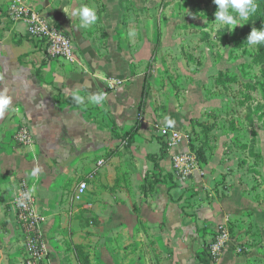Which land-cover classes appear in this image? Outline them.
<instances>
[{
  "label": "crops",
  "instance_id": "0c3cea01",
  "mask_svg": "<svg viewBox=\"0 0 264 264\" xmlns=\"http://www.w3.org/2000/svg\"><path fill=\"white\" fill-rule=\"evenodd\" d=\"M12 1L0 0V264H26L15 206L24 182L45 220L51 264H199L217 228L252 203L220 182V172L174 175L178 148L160 162L161 182L148 188V156L160 153L162 128L189 126L196 111H160L149 93L154 32L121 26L129 2H140L28 0L72 38L70 64L46 59L25 24L12 20ZM199 89L192 87L202 99ZM202 102L210 104L205 112L217 107ZM23 124L35 137L30 147L15 139ZM127 133L131 141L121 138ZM81 182L88 190L79 197ZM250 228L210 264H264V222Z\"/></svg>",
  "mask_w": 264,
  "mask_h": 264
},
{
  "label": "rangeland",
  "instance_id": "374dc122",
  "mask_svg": "<svg viewBox=\"0 0 264 264\" xmlns=\"http://www.w3.org/2000/svg\"><path fill=\"white\" fill-rule=\"evenodd\" d=\"M21 1L34 7L32 0ZM138 1L136 7L129 2L121 26L154 32L155 84L150 82L149 93L160 111L186 106L196 111L191 124L178 129L182 142L168 145V155L179 149L172 166L175 155H191L192 175L220 172V182L246 194L258 209L251 205L226 224L240 240L253 223L264 222V0ZM102 13L100 6L96 21L105 34ZM196 77L204 84H195ZM204 99L217 107L205 112L210 104Z\"/></svg>",
  "mask_w": 264,
  "mask_h": 264
},
{
  "label": "built area",
  "instance_id": "2783aa9c",
  "mask_svg": "<svg viewBox=\"0 0 264 264\" xmlns=\"http://www.w3.org/2000/svg\"><path fill=\"white\" fill-rule=\"evenodd\" d=\"M9 11L13 21L19 20L25 24L27 37L41 45L46 59L61 60L70 64L77 61L72 38L52 19L46 17L35 7L26 6L21 0H13ZM105 97L106 95H103V98ZM161 136L171 147L183 140L179 130L168 127L162 128ZM15 139L18 144L25 147H30L35 143V137L26 124L20 127ZM195 166V159L191 155L180 153L173 157V171L177 177L188 178L192 175ZM87 190L88 184L81 182L77 187V196H83ZM37 204L36 195L29 185L24 182L20 195L15 199V206L17 208V220L24 236L26 264H51L50 251L43 232L45 220L39 213ZM232 242L234 240L227 225L219 226L214 239L207 246V251L213 261H217Z\"/></svg>",
  "mask_w": 264,
  "mask_h": 264
},
{
  "label": "trees",
  "instance_id": "16d2710c",
  "mask_svg": "<svg viewBox=\"0 0 264 264\" xmlns=\"http://www.w3.org/2000/svg\"><path fill=\"white\" fill-rule=\"evenodd\" d=\"M121 138H128L129 141H131L132 136L130 135V133H127L123 136H121ZM168 144L167 142H162L161 144V150L159 154H154V155H149L148 156V161H150L153 165H154V171L152 172L151 177H148L147 181V185L148 188L151 191H154L156 186L161 182V176H162V170L160 167V162L163 161L167 156H168ZM170 178H172L171 176H169ZM168 177V178H169ZM232 239H233V235ZM235 240V239H233ZM207 246L205 245L204 249L202 252H200L198 254V260H199V264H210L213 259L211 258L210 254L207 251Z\"/></svg>",
  "mask_w": 264,
  "mask_h": 264
}]
</instances>
